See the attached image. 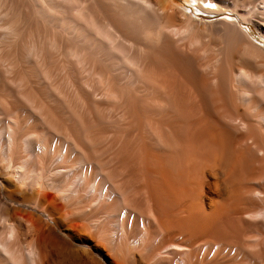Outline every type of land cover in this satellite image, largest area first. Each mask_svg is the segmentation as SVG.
I'll return each instance as SVG.
<instances>
[{"label": "bare ground", "instance_id": "obj_1", "mask_svg": "<svg viewBox=\"0 0 264 264\" xmlns=\"http://www.w3.org/2000/svg\"><path fill=\"white\" fill-rule=\"evenodd\" d=\"M196 1L0 0V264H264V0Z\"/></svg>", "mask_w": 264, "mask_h": 264}, {"label": "rangeland", "instance_id": "obj_2", "mask_svg": "<svg viewBox=\"0 0 264 264\" xmlns=\"http://www.w3.org/2000/svg\"><path fill=\"white\" fill-rule=\"evenodd\" d=\"M174 4H176V5H178V6H180L179 4H177V3H175L174 2V0H171ZM244 25V24H243ZM242 27V26H241ZM250 27H252L251 25H250ZM255 30V29H254ZM258 34V33H257ZM258 38H259V40H255V41H258V42H260L262 45H264V40H262L260 37H259V35H258ZM257 38V39H258Z\"/></svg>", "mask_w": 264, "mask_h": 264}, {"label": "snow or ice", "instance_id": "obj_3", "mask_svg": "<svg viewBox=\"0 0 264 264\" xmlns=\"http://www.w3.org/2000/svg\"><path fill=\"white\" fill-rule=\"evenodd\" d=\"M204 7H206V8H214L215 4H213V3H205Z\"/></svg>", "mask_w": 264, "mask_h": 264}]
</instances>
